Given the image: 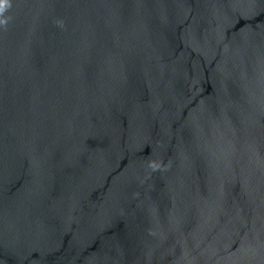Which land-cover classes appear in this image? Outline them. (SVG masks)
Instances as JSON below:
<instances>
[{
    "label": "water",
    "instance_id": "water-1",
    "mask_svg": "<svg viewBox=\"0 0 264 264\" xmlns=\"http://www.w3.org/2000/svg\"><path fill=\"white\" fill-rule=\"evenodd\" d=\"M0 264H264V0H0Z\"/></svg>",
    "mask_w": 264,
    "mask_h": 264
}]
</instances>
